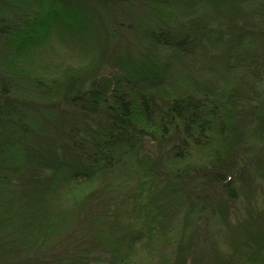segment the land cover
<instances>
[{
  "label": "trees",
  "instance_id": "16d2710c",
  "mask_svg": "<svg viewBox=\"0 0 264 264\" xmlns=\"http://www.w3.org/2000/svg\"><path fill=\"white\" fill-rule=\"evenodd\" d=\"M0 264H264V0H0Z\"/></svg>",
  "mask_w": 264,
  "mask_h": 264
}]
</instances>
